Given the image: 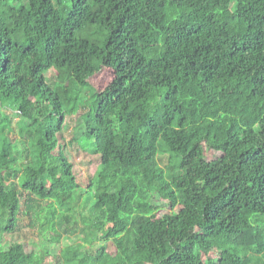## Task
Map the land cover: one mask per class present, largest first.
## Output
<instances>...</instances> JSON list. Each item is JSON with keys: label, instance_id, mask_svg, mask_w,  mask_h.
<instances>
[{"label": "trees", "instance_id": "1", "mask_svg": "<svg viewBox=\"0 0 264 264\" xmlns=\"http://www.w3.org/2000/svg\"><path fill=\"white\" fill-rule=\"evenodd\" d=\"M23 215L56 264H264V0H0V264H48Z\"/></svg>", "mask_w": 264, "mask_h": 264}, {"label": "rangeland", "instance_id": "2", "mask_svg": "<svg viewBox=\"0 0 264 264\" xmlns=\"http://www.w3.org/2000/svg\"><path fill=\"white\" fill-rule=\"evenodd\" d=\"M48 79L52 83H56L57 74L51 72L48 74ZM114 75L110 73V71H103L100 75L91 79V86L98 92H104L110 83L112 82ZM90 95L85 96V100H90ZM6 115L9 118V122L12 124L13 129L15 130V134H18L17 125L20 121L18 117V113L12 110H9ZM27 118L32 119L33 113H29L26 115ZM75 117L72 119L74 120ZM72 130V120L69 121L68 131L69 133ZM72 139L71 135H68L67 140L70 141ZM212 147L207 149L206 156L209 161H213L217 159L219 152L216 147V141L213 135L210 137ZM67 155L70 158V161L74 165V169L77 175V179L79 184L83 189L88 188L91 179L96 175L100 163L96 159V157L92 156L89 152L83 150L81 145L74 144L73 146L67 147ZM168 157L160 156L159 162L162 167L168 163ZM22 166L26 164V159L22 158L21 161ZM26 212V208H23L22 214ZM169 209L164 207L158 214H167L169 213ZM86 217L89 219V211H85ZM40 225L37 223H33L29 217L22 216L20 229L14 234V236H9L6 238L5 247H8L9 244L13 242H17L24 246L25 252L31 254L34 257H44L46 263L48 264H56V257H59L61 252L70 246H76L82 243V236L76 235L74 237H66L62 240L61 244L58 246H54L47 242L42 234H40ZM48 238V237H47ZM102 247H106L107 252L109 254H114L115 249L111 242L104 243L102 241H98L93 247H88L84 249L89 256H96L101 251Z\"/></svg>", "mask_w": 264, "mask_h": 264}]
</instances>
